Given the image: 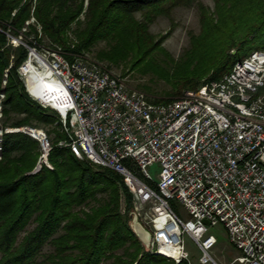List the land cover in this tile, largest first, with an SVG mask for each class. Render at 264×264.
<instances>
[{"label":"trees","instance_id":"trees-1","mask_svg":"<svg viewBox=\"0 0 264 264\" xmlns=\"http://www.w3.org/2000/svg\"><path fill=\"white\" fill-rule=\"evenodd\" d=\"M193 4L199 10L200 31L190 33V46L176 59L163 46L172 28L156 37L150 24L158 16H171L176 7ZM8 34L25 36L29 45L47 38L78 54L104 41L106 48L97 53L101 60L129 61L132 70L156 71L170 83L166 97L150 99L166 104L185 90L220 80L255 51L243 54L246 48L264 42V0H215L214 9L200 0H88L87 5L86 0H0V93H5V119L0 121V264H176L146 249L132 230V194L121 176L58 145L66 137L58 129L59 119L30 97L19 78L28 49L13 48ZM157 53L164 55L170 69L160 66ZM12 114L23 116L12 120ZM34 122L55 125L50 131L56 133L48 155L53 168L42 161L36 172L39 141L5 130Z\"/></svg>","mask_w":264,"mask_h":264},{"label":"built area","instance_id":"built-area-1","mask_svg":"<svg viewBox=\"0 0 264 264\" xmlns=\"http://www.w3.org/2000/svg\"><path fill=\"white\" fill-rule=\"evenodd\" d=\"M20 42L28 55L19 78L34 100L58 116L66 135L58 145L121 176L132 194V210L152 233V253L192 264L183 237L188 233L200 250V264H220L210 229L221 224L241 252L235 262L264 264V49L238 61L220 80L165 104L152 102L105 65L88 62L84 53ZM32 74L60 84L64 111L36 97ZM1 109L0 102V115ZM5 130L39 141L36 171L42 161L53 168L48 160L53 142L44 129ZM155 164L157 177L149 171ZM172 201L190 217L181 218ZM122 203L125 210L124 196Z\"/></svg>","mask_w":264,"mask_h":264},{"label":"rangeland","instance_id":"rangeland-1","mask_svg":"<svg viewBox=\"0 0 264 264\" xmlns=\"http://www.w3.org/2000/svg\"><path fill=\"white\" fill-rule=\"evenodd\" d=\"M87 1L88 0H86V5H87ZM200 1L209 8L214 9L215 0H200ZM136 15L138 18H141L140 12H136ZM32 21L35 22V20L33 19ZM36 26L38 30L41 27L39 24H37ZM74 27L75 24H73V28ZM73 28L71 30L72 32H70V37L72 39L76 38ZM171 28H172L171 34L164 40L163 46L171 53V55L174 58L178 59L184 53V51L190 46V33H199L200 31L199 10L197 5L193 4L191 6L176 7L172 10L171 16L169 17L162 15L158 16L155 19V21L150 24V31L154 35H156V37H159L160 35L166 33ZM23 29H27V28H23ZM41 35L42 34L39 33V36ZM12 36L13 38L9 36V39L13 48L18 47L19 45H24L21 44L20 41L27 44L25 36H20V35H16V36L12 35ZM40 44L45 46L52 45L50 40H48L47 38H44ZM103 48H106V44L104 41H101L97 43L90 51L84 52V54L87 56L86 60H88V62L90 63L98 62L105 65L113 73L121 76L131 88H137L147 93L150 99L163 98L168 95V92L171 89V85L164 78L159 76V74L156 71L153 70L143 71L141 68L132 70L131 62L129 61H125L119 64H113L108 60H101L98 57L97 53ZM263 48H264V42H260L257 45L249 46L248 48H246L243 54H250V52L253 50L263 49ZM155 57L161 67L170 69V64L164 61L165 57L162 53H157ZM5 76L7 75L5 74ZM6 82L7 80L4 79L3 85H5ZM4 99L5 97L1 101V97H0V102L2 105V109H1L2 114L0 115L1 122H3L5 119V117L3 116ZM54 115L58 118V116L55 113ZM22 116L23 114H19V115L12 114V120ZM73 122L74 120L71 117L70 123L73 124ZM30 126L44 129L51 137L52 142L54 141L56 137V133L50 130L55 125L51 126L44 124H36V122H34V124ZM6 128H15V127H6ZM58 129L62 133H64L62 131L61 126ZM159 169H160L159 165L155 164L149 168V171L153 177H157ZM172 206L176 211V213L181 218L188 219L190 217L189 213L179 202L172 201ZM210 232L214 234L218 240L216 246L212 249V253L214 257L220 262V264H238L237 262H235V259L241 256V252L230 243L228 239L227 231L224 228V226L221 224L212 226ZM183 237L192 264H200L199 263L200 250L197 244L188 233H185ZM110 263L111 261H107L104 262L103 264H110ZM186 263L189 264L188 262Z\"/></svg>","mask_w":264,"mask_h":264},{"label":"bare ground","instance_id":"bare-ground-1","mask_svg":"<svg viewBox=\"0 0 264 264\" xmlns=\"http://www.w3.org/2000/svg\"><path fill=\"white\" fill-rule=\"evenodd\" d=\"M45 82L43 83L37 75L32 74L29 78L31 91L42 101L63 108V103L59 101V98L64 95L63 88L54 80H45ZM62 110L64 111V108Z\"/></svg>","mask_w":264,"mask_h":264},{"label":"water","instance_id":"water-1","mask_svg":"<svg viewBox=\"0 0 264 264\" xmlns=\"http://www.w3.org/2000/svg\"><path fill=\"white\" fill-rule=\"evenodd\" d=\"M236 50H233L232 53H235ZM36 172V169H34ZM129 215L131 216L130 226L141 244L149 250L150 243L152 239V233L143 225V223L139 220L137 213L134 210H130Z\"/></svg>","mask_w":264,"mask_h":264}]
</instances>
